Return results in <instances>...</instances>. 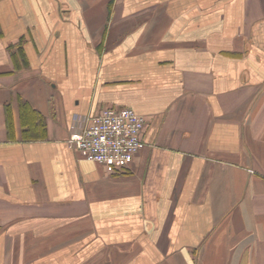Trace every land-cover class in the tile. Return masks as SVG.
Returning a JSON list of instances; mask_svg holds the SVG:
<instances>
[{"label": "crops", "instance_id": "1", "mask_svg": "<svg viewBox=\"0 0 264 264\" xmlns=\"http://www.w3.org/2000/svg\"><path fill=\"white\" fill-rule=\"evenodd\" d=\"M113 103L125 167L71 141ZM0 264H264V0H0Z\"/></svg>", "mask_w": 264, "mask_h": 264}, {"label": "built area", "instance_id": "2", "mask_svg": "<svg viewBox=\"0 0 264 264\" xmlns=\"http://www.w3.org/2000/svg\"><path fill=\"white\" fill-rule=\"evenodd\" d=\"M147 117L130 106L113 103L87 118L71 141L85 157L107 165L128 166L142 147Z\"/></svg>", "mask_w": 264, "mask_h": 264}, {"label": "trees", "instance_id": "3", "mask_svg": "<svg viewBox=\"0 0 264 264\" xmlns=\"http://www.w3.org/2000/svg\"><path fill=\"white\" fill-rule=\"evenodd\" d=\"M21 109H22V118L23 120H29V118H32L33 113H37L29 104L28 101L21 99L20 101ZM6 115H7V123H8V128L11 133L13 129V118H12V111L10 105L6 106ZM40 117V125L43 126V129L46 130V123L44 118L39 114ZM31 127L26 128L24 131H30Z\"/></svg>", "mask_w": 264, "mask_h": 264}]
</instances>
